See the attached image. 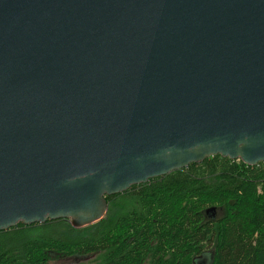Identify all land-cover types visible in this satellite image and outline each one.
Instances as JSON below:
<instances>
[{
    "label": "water",
    "instance_id": "obj_1",
    "mask_svg": "<svg viewBox=\"0 0 264 264\" xmlns=\"http://www.w3.org/2000/svg\"><path fill=\"white\" fill-rule=\"evenodd\" d=\"M218 154L264 162V0H0V231Z\"/></svg>",
    "mask_w": 264,
    "mask_h": 264
},
{
    "label": "trees",
    "instance_id": "obj_2",
    "mask_svg": "<svg viewBox=\"0 0 264 264\" xmlns=\"http://www.w3.org/2000/svg\"><path fill=\"white\" fill-rule=\"evenodd\" d=\"M99 222L69 219L0 231V264H264V162L222 155L106 196Z\"/></svg>",
    "mask_w": 264,
    "mask_h": 264
},
{
    "label": "rangeland",
    "instance_id": "obj_3",
    "mask_svg": "<svg viewBox=\"0 0 264 264\" xmlns=\"http://www.w3.org/2000/svg\"><path fill=\"white\" fill-rule=\"evenodd\" d=\"M208 257L201 259L202 262H204L205 264H209L210 260L212 259L211 254L207 253ZM94 256H91L88 259H84L83 257H79V258H67L64 256L61 257H53V260L51 261V264H80V263H84V262H88L91 258H93Z\"/></svg>",
    "mask_w": 264,
    "mask_h": 264
},
{
    "label": "flooded vegetation",
    "instance_id": "obj_4",
    "mask_svg": "<svg viewBox=\"0 0 264 264\" xmlns=\"http://www.w3.org/2000/svg\"><path fill=\"white\" fill-rule=\"evenodd\" d=\"M67 258H71V257H67ZM73 258H79V257H73Z\"/></svg>",
    "mask_w": 264,
    "mask_h": 264
}]
</instances>
